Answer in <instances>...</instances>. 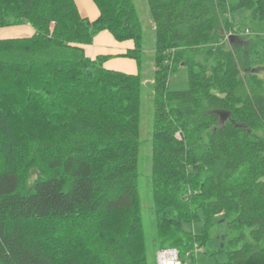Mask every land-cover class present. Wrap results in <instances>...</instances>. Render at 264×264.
<instances>
[{
    "label": "trees",
    "instance_id": "trees-1",
    "mask_svg": "<svg viewBox=\"0 0 264 264\" xmlns=\"http://www.w3.org/2000/svg\"><path fill=\"white\" fill-rule=\"evenodd\" d=\"M92 2L93 20L76 0H0V28L34 30L0 38V264H149L139 189L142 24L134 0ZM146 3L156 39L149 187L157 253L172 247L186 260L221 225V264H264V0ZM233 29H249L250 46L230 49ZM102 31L133 42L124 57L137 73L87 55ZM180 65L190 86L171 91ZM221 112L230 114L224 123ZM67 232L69 253L59 239Z\"/></svg>",
    "mask_w": 264,
    "mask_h": 264
},
{
    "label": "rangeland",
    "instance_id": "rangeland-1",
    "mask_svg": "<svg viewBox=\"0 0 264 264\" xmlns=\"http://www.w3.org/2000/svg\"><path fill=\"white\" fill-rule=\"evenodd\" d=\"M134 3L136 5L138 15L142 24L143 29V39H144V52H143V59L144 61L147 60V65L144 63V69L142 70L143 75V84L145 90L143 91V103H142V116H141V137H140V156H139V189L142 197L143 202V218L145 223V229L147 233V257H148V263L149 264H156V255H157V249L155 245L153 244L152 234L154 232V229L152 228V222H153V203H152V197L150 192L149 183L151 180V169H152V149H151V130H152V117H153V104H152V91H151V84H154L155 80L152 75V72L155 70V66L152 60V57L154 56V48H155V32L153 30L154 27H152V20L150 16V10L146 3V0H134ZM85 5V14L92 15L93 14V8L89 4L88 0L81 1V6L84 7ZM246 23V21H244ZM19 28H7L9 30L6 31H0V37H25V36H31L32 30L30 27H28L26 24L18 26ZM22 28H26L29 30L28 33L21 31ZM4 32H6L4 34ZM233 35H239L235 37L234 41L231 40L229 44L230 49H235L243 46L245 43H249L248 46H250V30L248 29V33L246 35H241L235 33V29L232 30ZM252 37V36H251ZM230 41V40H229ZM245 46V45H244ZM250 48V47H249ZM262 47H257V51H255L254 57L256 60L259 59V55L263 56ZM264 57V56H263ZM259 67L257 68L258 75L264 79V62L261 61ZM190 86V78H189V69L187 66L180 65L177 70L171 74L169 78V89L171 91H181L186 90ZM53 153V152H52ZM47 157V156H45ZM44 157V158H45ZM30 168V167H29ZM36 170L32 169L31 174L32 177L29 180H32L36 176ZM218 217L222 216V214H218ZM224 220V219H223ZM74 224V230L77 231V227L82 228V233L85 234L86 230L85 228H89L88 226L85 227V225H79ZM204 219L199 214L198 221L195 222L193 226V230L196 234H200L203 232L204 229ZM186 230L192 229L190 224L184 225ZM223 227L221 225H218V228L211 227L206 230V242L204 248L205 252L200 253L195 259L193 258V251H189L186 254V260L191 261L194 259L198 264H221L228 262V255L226 252H221L220 249L222 247V240L219 239L218 236H220L221 233H223ZM73 231V230H70ZM69 231V232H70ZM69 232L62 234L59 239H61L63 243V247H65V250L67 253L72 252L73 248H75L74 245H72L70 242H72L70 239ZM78 234V233H76ZM59 235V233H57ZM80 236H83L82 234H79ZM222 235V234H221ZM54 239V237H53ZM93 239V237H92ZM56 240V238H55ZM66 243H70L67 247ZM56 244V243H55ZM53 244V245H55ZM198 245V244H197ZM224 245V244H223ZM198 248L200 246H197ZM51 250L54 248L50 247ZM176 249V248H175ZM59 256V255H58Z\"/></svg>",
    "mask_w": 264,
    "mask_h": 264
},
{
    "label": "crops",
    "instance_id": "crops-1",
    "mask_svg": "<svg viewBox=\"0 0 264 264\" xmlns=\"http://www.w3.org/2000/svg\"><path fill=\"white\" fill-rule=\"evenodd\" d=\"M76 1L82 15L87 16L92 20L98 17L99 10L92 2V0H88L89 4L94 9L93 14L91 16L85 14V5L84 7L81 6V1L84 0H76ZM27 26L32 29L30 31L33 34L34 33L33 28L29 25ZM7 28L18 29L19 27L14 26V27L0 28V31L9 30ZM21 31H24L26 33L29 32V30L26 28H22ZM5 33L6 32H4V34ZM0 38H14V37H0ZM132 47H133L132 41L119 42L114 38V36L109 31H102L94 37V41L91 45L85 46V49L87 55L91 58H96L97 56H101V55L106 56L107 59L104 62V67L107 69L122 71L126 73H137L138 72L137 62L131 58L124 57V54Z\"/></svg>",
    "mask_w": 264,
    "mask_h": 264
},
{
    "label": "built area",
    "instance_id": "built-area-1",
    "mask_svg": "<svg viewBox=\"0 0 264 264\" xmlns=\"http://www.w3.org/2000/svg\"><path fill=\"white\" fill-rule=\"evenodd\" d=\"M236 31V29H235ZM248 30L245 33L241 32V35L247 34ZM194 251V256L197 257L200 253L204 252L203 248L196 247ZM158 264H198L197 262H191L183 260L179 254V251L174 248L161 249L158 251Z\"/></svg>",
    "mask_w": 264,
    "mask_h": 264
},
{
    "label": "water",
    "instance_id": "water-1",
    "mask_svg": "<svg viewBox=\"0 0 264 264\" xmlns=\"http://www.w3.org/2000/svg\"><path fill=\"white\" fill-rule=\"evenodd\" d=\"M229 113L228 112H221L220 113V117H221V122L222 123H224V122H226V120L229 118ZM241 126H243V125H241ZM224 238H225V236L224 235H222V239L224 240ZM222 246H223V243H222Z\"/></svg>",
    "mask_w": 264,
    "mask_h": 264
},
{
    "label": "bare ground",
    "instance_id": "bare-ground-1",
    "mask_svg": "<svg viewBox=\"0 0 264 264\" xmlns=\"http://www.w3.org/2000/svg\"><path fill=\"white\" fill-rule=\"evenodd\" d=\"M169 248H172V247H169ZM163 249H167V248H163ZM175 249V248H174ZM161 250V249H160ZM156 264H158V253L156 255Z\"/></svg>",
    "mask_w": 264,
    "mask_h": 264
}]
</instances>
